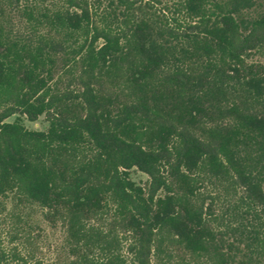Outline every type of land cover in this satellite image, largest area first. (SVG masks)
Wrapping results in <instances>:
<instances>
[{"label":"trees","instance_id":"trees-1","mask_svg":"<svg viewBox=\"0 0 264 264\" xmlns=\"http://www.w3.org/2000/svg\"><path fill=\"white\" fill-rule=\"evenodd\" d=\"M253 50L264 0H0V264H46L34 210L70 264H264Z\"/></svg>","mask_w":264,"mask_h":264},{"label":"rangeland","instance_id":"rangeland-1","mask_svg":"<svg viewBox=\"0 0 264 264\" xmlns=\"http://www.w3.org/2000/svg\"><path fill=\"white\" fill-rule=\"evenodd\" d=\"M248 59L249 62L264 61V53L260 50H253ZM16 118L17 116H12L8 120L14 121ZM22 120L29 129L42 130L47 129L49 125L45 115L40 116L36 121H29L26 118H22ZM131 177L134 181L142 185H144L148 180L147 174L137 169L132 170ZM31 216L41 225V228H36L35 233L40 235V256L45 259L46 264H70L74 256L71 255V250L67 244L64 229L61 227H51L47 222L42 221L43 214L41 210L32 211ZM126 252L127 249L125 247L124 253ZM159 262L165 264L168 263L169 260L164 257ZM128 264H133L131 257L128 259Z\"/></svg>","mask_w":264,"mask_h":264}]
</instances>
